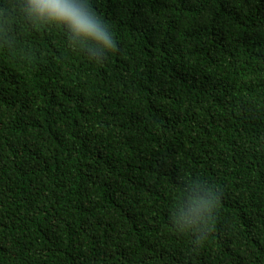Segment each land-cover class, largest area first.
<instances>
[{
	"label": "trees",
	"instance_id": "1",
	"mask_svg": "<svg viewBox=\"0 0 264 264\" xmlns=\"http://www.w3.org/2000/svg\"><path fill=\"white\" fill-rule=\"evenodd\" d=\"M93 62L0 0V264H264V0H89ZM221 192L202 239L182 186Z\"/></svg>",
	"mask_w": 264,
	"mask_h": 264
},
{
	"label": "clouds",
	"instance_id": "2",
	"mask_svg": "<svg viewBox=\"0 0 264 264\" xmlns=\"http://www.w3.org/2000/svg\"><path fill=\"white\" fill-rule=\"evenodd\" d=\"M17 12L33 27L54 25L65 31L68 46L97 62L118 50L109 23L97 15L89 0H19ZM221 203L217 188L197 183L182 186V199L171 214L170 226L202 239L205 226Z\"/></svg>",
	"mask_w": 264,
	"mask_h": 264
}]
</instances>
